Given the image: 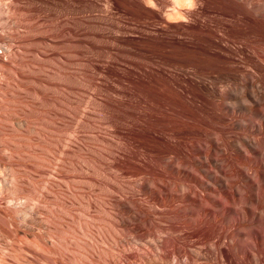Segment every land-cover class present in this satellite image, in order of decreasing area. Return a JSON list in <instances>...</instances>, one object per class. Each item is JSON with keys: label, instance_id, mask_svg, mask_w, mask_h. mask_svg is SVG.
<instances>
[{"label": "rangeland", "instance_id": "rangeland-1", "mask_svg": "<svg viewBox=\"0 0 264 264\" xmlns=\"http://www.w3.org/2000/svg\"><path fill=\"white\" fill-rule=\"evenodd\" d=\"M32 7L35 33H19L49 76L35 66L34 134L4 132L20 143L0 153V181L18 178L0 194V264H264V178L209 162L206 143L174 146L199 114L142 71L137 0ZM176 148L186 158L171 160Z\"/></svg>", "mask_w": 264, "mask_h": 264}, {"label": "bare ground", "instance_id": "bare-ground-1", "mask_svg": "<svg viewBox=\"0 0 264 264\" xmlns=\"http://www.w3.org/2000/svg\"><path fill=\"white\" fill-rule=\"evenodd\" d=\"M33 2L46 9L50 0H0V153L11 160V145L19 146L20 142L5 140L6 128L16 134L26 127L27 132L29 130L26 136L33 132L31 118L34 117L32 107L35 103L32 105V102L38 95L35 76L39 73L37 68L40 70L35 65L38 64L35 56L40 55H35L31 44L28 46L19 33V29L28 34L35 33L30 15ZM137 3L142 9L143 23L129 40L133 50H141L145 61L142 71L172 91L178 104L186 109L185 114L181 108L184 113L178 112L180 117L192 115L190 111L199 114L198 119L189 118V121L193 120L192 124L183 122L186 125L183 127L181 121L182 127L177 125L176 133L186 137L181 141L175 137L174 146L181 148L186 139L190 143L195 140L200 145L206 143L203 149L209 152V162L219 167L225 165L229 173L238 166L248 176L263 180L264 0H137ZM43 35L47 43V29ZM46 59L41 63H48ZM45 87L42 88L47 90ZM42 88L39 90L43 91ZM23 96L28 101L26 113L20 111ZM173 97L170 101H174L171 100ZM21 112L28 116V121L22 119L26 116ZM173 112L174 116L178 115L177 111ZM180 117L179 122L183 120ZM171 153L174 161L187 156L186 149L178 151L176 148ZM7 169L4 171L8 172ZM10 170L12 179H8L7 174L0 181V194L18 187L17 171L14 167ZM227 172L226 179L233 177ZM221 187L225 189L228 186L222 182ZM20 210L26 213L29 207L26 211L25 208ZM36 217L30 218L33 225L41 223ZM256 264L260 262L256 261Z\"/></svg>", "mask_w": 264, "mask_h": 264}]
</instances>
